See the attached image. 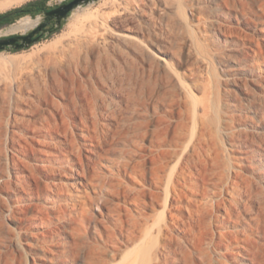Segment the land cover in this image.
Segmentation results:
<instances>
[{
    "label": "rangeland",
    "instance_id": "obj_1",
    "mask_svg": "<svg viewBox=\"0 0 264 264\" xmlns=\"http://www.w3.org/2000/svg\"><path fill=\"white\" fill-rule=\"evenodd\" d=\"M146 229L153 264H264V0H97L0 51V264H121Z\"/></svg>",
    "mask_w": 264,
    "mask_h": 264
},
{
    "label": "water",
    "instance_id": "obj_2",
    "mask_svg": "<svg viewBox=\"0 0 264 264\" xmlns=\"http://www.w3.org/2000/svg\"><path fill=\"white\" fill-rule=\"evenodd\" d=\"M97 0H71L59 7L44 11V16L32 29L13 36L0 37V51L2 50H20L26 49L40 40L42 34L48 35L52 32V28L48 27L51 20L56 17L53 26L61 27L62 21L67 19L70 13L78 6L89 4ZM37 15L36 17H38ZM23 17V16H22ZM20 17V18H22ZM4 16L0 17V21Z\"/></svg>",
    "mask_w": 264,
    "mask_h": 264
},
{
    "label": "bare ground",
    "instance_id": "obj_3",
    "mask_svg": "<svg viewBox=\"0 0 264 264\" xmlns=\"http://www.w3.org/2000/svg\"><path fill=\"white\" fill-rule=\"evenodd\" d=\"M11 4H13V2L11 1L3 3L2 5H0V8H7L11 6ZM78 8H81V6H78ZM81 12L80 15H84V17H86L87 14L86 9H83ZM39 21H40V17L34 18L30 15H27L20 18L16 23L12 24L10 30L27 31L30 28L34 27L36 24H38ZM116 36L119 38H127L129 35L123 33H117ZM148 229L145 230L143 242L137 245L136 249L134 250L135 255L134 256L126 255L123 258L121 264H153L152 262L156 261L159 258L158 239L154 236L153 239L151 237L149 239Z\"/></svg>",
    "mask_w": 264,
    "mask_h": 264
},
{
    "label": "trees",
    "instance_id": "obj_4",
    "mask_svg": "<svg viewBox=\"0 0 264 264\" xmlns=\"http://www.w3.org/2000/svg\"><path fill=\"white\" fill-rule=\"evenodd\" d=\"M49 0H32L27 3H25L22 6L15 7L13 9H10L6 12L0 13V17L4 16V21H0V25L6 24V23H12L16 20H18L20 17L25 15H31L33 17H36L37 15L43 13L46 11V9L50 7H33V6H39V5H48ZM63 25V22H62ZM61 27H54L52 32L59 31ZM16 51V50H15Z\"/></svg>",
    "mask_w": 264,
    "mask_h": 264
},
{
    "label": "flooded vegetation",
    "instance_id": "obj_5",
    "mask_svg": "<svg viewBox=\"0 0 264 264\" xmlns=\"http://www.w3.org/2000/svg\"><path fill=\"white\" fill-rule=\"evenodd\" d=\"M69 1H71V0H66V1H63L62 3H60V4H58V5H39V6H33V7H50V8H48V9H46V10H51V9H53V8H56V7H59L60 5H62V4H64V3H67V2H69ZM44 13V12H43ZM55 20H56V17H54L52 20H51V23L48 25V27H51L52 28V30H53V28L55 27V26H53V23L55 22ZM2 21H4V20H2ZM62 22H64V20L62 21ZM18 34H20V33H14V34H12V35H8V36H13V35H18ZM46 35L45 34H42L41 36H40V39H42L43 37H45Z\"/></svg>",
    "mask_w": 264,
    "mask_h": 264
}]
</instances>
